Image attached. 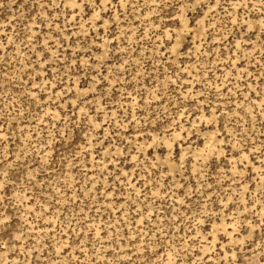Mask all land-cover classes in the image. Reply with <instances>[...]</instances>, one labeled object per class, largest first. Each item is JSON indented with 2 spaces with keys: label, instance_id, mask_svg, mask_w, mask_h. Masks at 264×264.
<instances>
[{
  "label": "rangeland",
  "instance_id": "rangeland-1",
  "mask_svg": "<svg viewBox=\"0 0 264 264\" xmlns=\"http://www.w3.org/2000/svg\"><path fill=\"white\" fill-rule=\"evenodd\" d=\"M0 264H264V0H0Z\"/></svg>",
  "mask_w": 264,
  "mask_h": 264
}]
</instances>
